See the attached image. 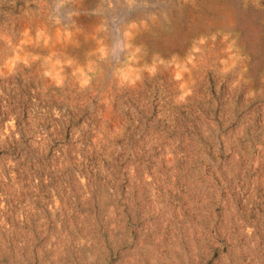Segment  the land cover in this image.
Wrapping results in <instances>:
<instances>
[{
    "label": "rangeland",
    "instance_id": "rangeland-1",
    "mask_svg": "<svg viewBox=\"0 0 264 264\" xmlns=\"http://www.w3.org/2000/svg\"><path fill=\"white\" fill-rule=\"evenodd\" d=\"M0 264H264V0H0Z\"/></svg>",
    "mask_w": 264,
    "mask_h": 264
}]
</instances>
